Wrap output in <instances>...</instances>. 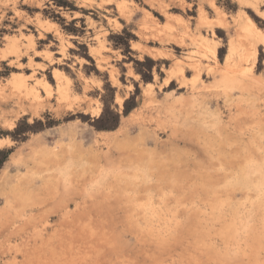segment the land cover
Instances as JSON below:
<instances>
[{
  "label": "rangeland",
  "instance_id": "374dc122",
  "mask_svg": "<svg viewBox=\"0 0 264 264\" xmlns=\"http://www.w3.org/2000/svg\"><path fill=\"white\" fill-rule=\"evenodd\" d=\"M258 9L0 0V264H264Z\"/></svg>",
  "mask_w": 264,
  "mask_h": 264
},
{
  "label": "bare ground",
  "instance_id": "6f19581e",
  "mask_svg": "<svg viewBox=\"0 0 264 264\" xmlns=\"http://www.w3.org/2000/svg\"><path fill=\"white\" fill-rule=\"evenodd\" d=\"M240 2H242L243 4H245V5H248V6H251V7H253L255 10H257V11H259V9H258V6L261 4V3H264V0H240ZM257 11H255V12H257ZM243 12V11H242ZM238 14H239V12H238ZM242 14V13H241ZM259 14V13H258ZM237 17H238V15H237ZM245 17L246 18H244L243 20L244 21H242V23H240V22H238V23H240V25H241V28L248 34V35H250L251 37L253 36V35H255V36H257L258 38H260L261 40H262V42L264 43V34H262V33H260L258 30V28L256 29L255 28V26H254V23L251 21V19H249L248 18V16H246L245 15ZM238 20H239V17H238ZM237 20V21H238ZM88 21H89V19H88ZM93 21V20H92ZM91 21V22H92ZM235 21H236V19H235ZM236 21V22H237ZM238 25V24H237ZM99 26V25H98ZM239 26V25H238ZM242 32V31H241ZM264 33V32H263ZM242 34H244V33H242ZM244 36V35H243ZM254 36V37H255ZM243 39V38H242ZM244 40V39H243ZM247 40V39H246ZM205 42H206V40H204ZM241 42V41H240ZM32 42H30V45H32L31 44ZM9 47H10V49L12 50V51H20V49L18 48V45H16L13 41H10L9 42ZM232 45V44H231ZM231 45H230V54L231 53H233V51H234V49H233V47H231ZM234 45V44H233ZM242 45H244V44H242ZM28 48H30V47H28ZM93 51V50H92ZM98 51V50H97ZM99 53V52H98ZM97 54V53H96ZM98 55V54H97ZM242 56H243V53H239V54H237L235 57H234V59H233V61L231 62V59L229 60L230 62H227L226 64H227V68L228 69H231V67H235V66H237L238 64H239V62L241 61V58H242ZM98 58V57H97ZM228 59H229V57H227V61H228ZM56 70V69H55ZM60 70V69H59ZM59 70H57V71H59ZM180 70V69H179ZM249 70V69H248ZM247 71V69H245L244 70V72H246ZM53 73H54V76H55V78L56 77H58V73L56 72V71H53ZM62 73V72H61ZM59 76H60V78H61V76L62 75H60L59 74ZM63 78V77H62ZM61 78V79H62ZM65 78H63V80H64ZM68 80V79H67ZM60 81V80H59ZM11 83H12V86H14V88H16V90H22V89H24L25 87H27L26 86V82H25V80L21 77V76H18L17 75V72H16V76H14L12 79H11ZM67 83V82H66ZM42 87H43V89H45V91H49V83L47 82V81H43L42 83ZM58 86H60V85H57V87ZM65 87H67V86H65ZM151 88V87H150ZM25 89H27V88H25ZM65 89V88H64ZM28 91V90H27ZM30 91V90H29ZM28 91V92H29ZM66 91V90H65ZM143 91V90H142ZM63 92H64V90H63ZM65 93V92H64ZM119 97V96H118ZM117 99V98H116ZM122 99V98H121ZM118 101V100H117ZM121 101H119V103H120ZM96 110V109H95ZM97 111V110H96ZM1 144V143H0ZM149 218H150V216H149ZM242 225V224H241ZM255 244H256V242H255Z\"/></svg>",
  "mask_w": 264,
  "mask_h": 264
},
{
  "label": "snow or ice",
  "instance_id": "6c2138e0",
  "mask_svg": "<svg viewBox=\"0 0 264 264\" xmlns=\"http://www.w3.org/2000/svg\"><path fill=\"white\" fill-rule=\"evenodd\" d=\"M261 15L264 16V12H262Z\"/></svg>",
  "mask_w": 264,
  "mask_h": 264
}]
</instances>
